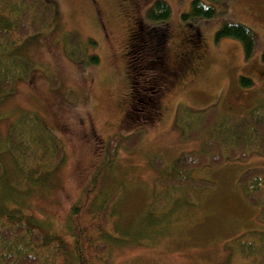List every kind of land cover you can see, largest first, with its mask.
I'll list each match as a JSON object with an SVG mask.
<instances>
[{"label": "rangeland", "instance_id": "rangeland-1", "mask_svg": "<svg viewBox=\"0 0 264 264\" xmlns=\"http://www.w3.org/2000/svg\"><path fill=\"white\" fill-rule=\"evenodd\" d=\"M22 1L19 19L33 18L39 31L11 47L32 66L27 78L18 79L13 91L0 98V138L6 144L18 138L10 126L19 113H28L61 143L63 159L38 157L40 168L52 172L43 171L32 183L15 169L14 151L1 149V202L12 207L19 198L22 213L33 214L42 228L71 244L70 207L100 170L106 152L114 150L113 163L96 189L100 196L116 197L106 228L115 237L110 264L241 262L235 240L264 231V219L262 206L245 198L240 177L264 169V152L191 170V178L205 181L202 187H167L166 180L175 175L173 164L183 152L200 151L217 132V116L207 120L209 114L219 113L224 122L232 115L264 111V0H203L214 14L197 18L182 16L192 0H164L170 15L154 23L165 28L157 35L161 41L155 53L163 63H154V74L140 70L142 60L133 68L130 58L138 56V47L139 57L147 55L146 44L155 43L147 17L154 0H44L52 5V12L45 9L51 15L47 22L40 0L35 5ZM15 2L21 0H0L1 13L11 15L7 9ZM223 23H240L253 32L249 55L239 39L216 37ZM72 33L76 38L70 42ZM187 51L193 58L180 74L179 54ZM93 54L97 62L90 60ZM241 77L251 83L243 84ZM146 83L149 87L139 88ZM154 83L161 86L159 106L130 102L133 85L150 96ZM30 127L32 136L41 133ZM117 135L122 140L114 148L110 145ZM126 138L137 141L128 145ZM23 155L27 170L36 157L29 149Z\"/></svg>", "mask_w": 264, "mask_h": 264}, {"label": "trees", "instance_id": "trees-1", "mask_svg": "<svg viewBox=\"0 0 264 264\" xmlns=\"http://www.w3.org/2000/svg\"><path fill=\"white\" fill-rule=\"evenodd\" d=\"M29 1L33 2V5L36 4V0ZM209 1L214 3L218 0ZM16 3L11 4V8L7 9L11 15H3L1 9L4 6L0 7V17L4 18L0 19V98L13 91L14 84L18 79L27 78L32 66V62L25 55L14 54L11 47L19 45L17 42H20L24 36L29 37L39 31V25L33 18L22 17L19 19L21 17L18 15L21 12L19 9L23 5V1ZM40 3V6L37 4L36 7L39 6L43 11V20L47 22L51 15L45 13V9L52 12V5L47 6V1L44 0H40ZM213 14L214 7L212 5H206L203 0H192L189 11L182 16L183 18L189 16L197 18L209 17ZM169 15L170 6L164 0H154L148 8L147 17L153 23L151 28L153 31L150 36H154L155 43L154 45L146 44L149 51L147 55L141 57H139L140 47H138V56L133 53L130 57L133 68H136L135 63H138V60L139 62L142 60L146 63L142 64L144 65L142 67L139 66L140 70H150L149 73L154 74L153 72L157 69V67L154 68V63H163L159 55L155 53L159 50L158 43L161 41L160 36L157 37V35L165 28L160 25L156 26L154 23L166 21ZM221 36L239 39L246 55H249L253 50L255 36L243 24L223 23L216 32L217 38ZM75 38L76 35L72 33L68 40L73 42ZM67 52L70 57L75 58L74 51L69 49ZM262 56L264 58V53ZM90 60L97 62L98 56L90 55ZM184 68L180 69V74H183ZM241 82L249 84L251 80L241 77ZM157 85L155 84V91H152L154 94L150 96L144 95L136 88V85H133L131 102L138 103L141 107H150L157 102L156 107L159 106L156 100H159L161 86ZM145 87H149V84H141L139 88L145 89ZM261 104L259 103L258 106L261 107ZM258 111L259 113H245L241 116L232 115L224 122H219V113L209 114L207 120L217 116V132L205 142L200 151L183 152L175 160L173 164L175 175L172 174L167 178L166 186L202 187L205 185V181L191 178L189 176L191 170L207 164L216 165L230 157L245 158L251 151L264 152V111ZM30 124L41 133L32 136ZM40 126L41 124L34 121L28 113H19L10 126L11 133L16 134L18 138H12L7 144L0 138V150L7 148L8 151H14V160L17 165L15 169L21 171L22 176L25 174L24 177L33 180L32 183L36 182L38 177L43 176V171L47 175L52 172L40 168L41 159L38 157L51 158L54 156L58 163L63 159L61 143ZM206 127L207 125L204 128ZM114 138H116V142L110 143V146L114 145L115 148L122 137L117 135ZM136 141L137 139H125L128 145H133ZM27 149L36 157L35 164L27 169L30 175L23 164V153ZM113 154L114 150L106 152L105 161L100 170L93 175L90 184L70 207L67 228L72 239L71 244H68L55 231L42 228L41 220L33 214L22 213L20 209L22 206H18L19 198L11 201L14 202L12 207L6 203V200L5 203L0 200V264H110L112 261L109 254L110 244L115 240V237L113 235L111 237L106 228L115 211L113 204H115L116 197L113 194L109 197L100 196V192L96 189L98 190L101 177L106 175V169L113 163L115 156ZM240 183L247 201L256 206H262L260 213L264 219V169H250L243 172ZM3 197L0 196L2 199ZM21 199L23 198L21 197ZM234 248L238 251L241 260L236 264H264V231H250L244 237L237 238Z\"/></svg>", "mask_w": 264, "mask_h": 264}, {"label": "flooded vegetation", "instance_id": "flooded-vegetation-1", "mask_svg": "<svg viewBox=\"0 0 264 264\" xmlns=\"http://www.w3.org/2000/svg\"><path fill=\"white\" fill-rule=\"evenodd\" d=\"M133 30L134 31H136L137 29H136V27L134 26L133 27ZM133 31V32H134ZM191 58H193V53L191 52V51H187V52H182V53H180L179 54V58H178V61H179V64L182 66V65H184V73L186 72V70L188 69V66H189V61L191 60ZM177 61V62H178ZM131 98H130V102H131ZM129 102V103H130ZM130 106H131V104H130ZM132 107V106H131ZM143 116L142 117H149V114H147V113H141Z\"/></svg>", "mask_w": 264, "mask_h": 264}]
</instances>
